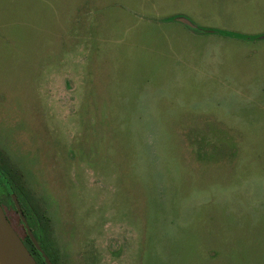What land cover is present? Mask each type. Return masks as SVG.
I'll return each instance as SVG.
<instances>
[{"label":"rangeland","instance_id":"1","mask_svg":"<svg viewBox=\"0 0 264 264\" xmlns=\"http://www.w3.org/2000/svg\"><path fill=\"white\" fill-rule=\"evenodd\" d=\"M0 170L52 264H264V0H0Z\"/></svg>","mask_w":264,"mask_h":264},{"label":"water","instance_id":"2","mask_svg":"<svg viewBox=\"0 0 264 264\" xmlns=\"http://www.w3.org/2000/svg\"><path fill=\"white\" fill-rule=\"evenodd\" d=\"M12 200L18 211L20 218L25 225L26 231L33 242L34 246L44 258L46 264H52L40 247L38 241L34 237L31 229L27 224V220L20 208L17 198L12 194ZM0 264H38L31 255L23 241L15 231L7 219L3 208L0 205Z\"/></svg>","mask_w":264,"mask_h":264},{"label":"trees","instance_id":"3","mask_svg":"<svg viewBox=\"0 0 264 264\" xmlns=\"http://www.w3.org/2000/svg\"><path fill=\"white\" fill-rule=\"evenodd\" d=\"M10 184L11 183L9 182V195H8V197H9L10 201L12 202V198H11L10 193H13L16 196L17 201H18V203L21 206V209L23 211V214H24V216H25V218L27 220V224L30 226V228L32 230L34 229L32 232H33L34 237L38 241L40 247L44 250V252L45 251L47 252V254L49 255V257H53L54 258V255H53L52 251L50 250L49 245H47V243H46V239H45V236H44V228L40 227V225H35L34 215L30 211V209L29 208H26L24 206V204L22 203V196H20V191L17 190L16 188H14L13 185L11 186ZM12 204H13V202H12ZM21 225L23 226V223L22 222H21ZM34 225H35V227H34ZM32 247L34 248V250L38 254H40L39 251L34 246V244L32 245ZM40 258L43 260L42 256Z\"/></svg>","mask_w":264,"mask_h":264},{"label":"flooded vegetation","instance_id":"4","mask_svg":"<svg viewBox=\"0 0 264 264\" xmlns=\"http://www.w3.org/2000/svg\"><path fill=\"white\" fill-rule=\"evenodd\" d=\"M7 183V184H6ZM11 186H12V184H10ZM12 194L13 193H10V195H11V198H12ZM8 195H9V180H8V178L6 177V175H4L3 173H2V171L0 170V205H1V207L3 208V211H4V213H5V215H6V217H7V219L9 220V222H10V224L12 225V227L15 229V231L17 232V234L19 235V237L21 238V240L23 241V243H24V245L26 246V243H25V241H24V239L22 238V236L20 235V233L16 230V228H15V226L13 225V223H12V221L10 220V218L8 217V214H7V211L9 210L8 208H9V206H10V203H9V201H8ZM12 202H13V200H12ZM13 205H14V202H13ZM20 205V204H19ZM14 207H15V205H14ZM20 208H21V206H20ZM16 209V208H15ZM22 210V209H21ZM16 211V213H17V215L19 216V219H20V221L22 222V220H21V218H20V215H19V213H18V211L17 210H15ZM23 212V211H22ZM23 223V222H22ZM29 226V225H28ZM23 229H24V231H25V234L26 235H28V233H27V231H26V228H25V225L23 224ZM29 228H30V226H29ZM31 229V228H30ZM34 230V229H33ZM32 229H31V231H33ZM33 233V232H32ZM28 237H29V235H28ZM29 239H30V237H29ZM30 241H31V239H30ZM32 242V241H31ZM33 243V242H32ZM27 247V246H26ZM27 249H28V247H27ZM37 249V248H36ZM29 250V249H28ZM29 252L31 253V251L29 250ZM40 253V252H39ZM31 255L34 257V259L36 260V262L39 264V262L37 261V259H36V257L31 253ZM41 255V254H40ZM43 258V257H42ZM43 261H44V258H43ZM44 263H45V261H44ZM46 264V263H45Z\"/></svg>","mask_w":264,"mask_h":264}]
</instances>
